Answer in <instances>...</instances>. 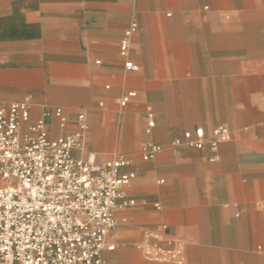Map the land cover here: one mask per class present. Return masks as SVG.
Masks as SVG:
<instances>
[{"label": "crops", "instance_id": "1", "mask_svg": "<svg viewBox=\"0 0 264 264\" xmlns=\"http://www.w3.org/2000/svg\"><path fill=\"white\" fill-rule=\"evenodd\" d=\"M132 22L135 71L118 52ZM21 100L50 113L51 137L84 113L75 155L98 164L163 147L126 169L135 203L115 210L107 264H264V0H0V105ZM220 124L230 137L212 152ZM197 127L202 149L169 147Z\"/></svg>", "mask_w": 264, "mask_h": 264}, {"label": "built area", "instance_id": "2", "mask_svg": "<svg viewBox=\"0 0 264 264\" xmlns=\"http://www.w3.org/2000/svg\"><path fill=\"white\" fill-rule=\"evenodd\" d=\"M135 30L136 23H130L118 48L130 71L138 68L128 59ZM135 96L134 90L126 91L118 104L124 107ZM51 114L61 128L70 122L59 107ZM49 116L32 118L28 100L0 105V264H107L102 252L115 248V210L135 203L125 191L135 172L126 169L137 160L155 159L163 147L149 143L136 156L117 154L98 164L92 153L75 155L84 151V113L72 120L73 133L56 137L49 134ZM153 125L149 121L145 131ZM229 137L225 125L215 126L210 150L216 152ZM207 138L197 127L173 138L169 147L202 149Z\"/></svg>", "mask_w": 264, "mask_h": 264}]
</instances>
